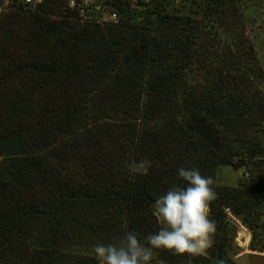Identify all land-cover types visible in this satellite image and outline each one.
<instances>
[{"label": "trees", "instance_id": "obj_1", "mask_svg": "<svg viewBox=\"0 0 264 264\" xmlns=\"http://www.w3.org/2000/svg\"><path fill=\"white\" fill-rule=\"evenodd\" d=\"M242 2L115 0L104 24L59 5L0 16V264H97L95 244L158 230L180 167L217 193L214 246L191 264H234L238 222L264 253V66ZM144 158L149 174L131 173ZM241 161L250 180L220 185Z\"/></svg>", "mask_w": 264, "mask_h": 264}, {"label": "clouds", "instance_id": "obj_2", "mask_svg": "<svg viewBox=\"0 0 264 264\" xmlns=\"http://www.w3.org/2000/svg\"><path fill=\"white\" fill-rule=\"evenodd\" d=\"M151 166L152 161L144 158L133 161L129 171L147 176ZM177 175L184 186L174 184L152 206L158 230L143 239L135 231H125L113 242L95 244L97 264H152L157 250L186 256L188 264L193 258L208 255L215 243L216 222L210 219V205L217 199L215 180L202 175L198 168L180 167Z\"/></svg>", "mask_w": 264, "mask_h": 264}, {"label": "rangeland", "instance_id": "obj_3", "mask_svg": "<svg viewBox=\"0 0 264 264\" xmlns=\"http://www.w3.org/2000/svg\"><path fill=\"white\" fill-rule=\"evenodd\" d=\"M242 6L244 15L248 20V37L254 42L260 61L264 66V0H243ZM247 171L246 168L234 171L232 167H222L217 173V182L223 186H236L248 182L250 176L249 180L245 179L246 174H248ZM249 238L252 240L251 231L238 222L235 243L239 249L236 250L237 256L234 258V264H249L248 255L264 256V253L250 250V244L247 245Z\"/></svg>", "mask_w": 264, "mask_h": 264}, {"label": "built area", "instance_id": "obj_4", "mask_svg": "<svg viewBox=\"0 0 264 264\" xmlns=\"http://www.w3.org/2000/svg\"><path fill=\"white\" fill-rule=\"evenodd\" d=\"M124 6L138 9L152 0H119ZM115 0H0V16L12 11L22 10L37 13L45 6L59 5L63 10L79 11L85 20L98 24L118 22L119 13L114 6ZM246 180L249 175L246 174Z\"/></svg>", "mask_w": 264, "mask_h": 264}, {"label": "water", "instance_id": "obj_5", "mask_svg": "<svg viewBox=\"0 0 264 264\" xmlns=\"http://www.w3.org/2000/svg\"><path fill=\"white\" fill-rule=\"evenodd\" d=\"M246 162L241 161L239 163L233 164L231 167L234 171H239L245 168ZM249 264H264V256L262 255H249Z\"/></svg>", "mask_w": 264, "mask_h": 264}, {"label": "crops", "instance_id": "obj_6", "mask_svg": "<svg viewBox=\"0 0 264 264\" xmlns=\"http://www.w3.org/2000/svg\"><path fill=\"white\" fill-rule=\"evenodd\" d=\"M250 241H251V238H249V239L247 240V245L250 244ZM248 257H249V255H248ZM239 258H240V257H239Z\"/></svg>", "mask_w": 264, "mask_h": 264}]
</instances>
